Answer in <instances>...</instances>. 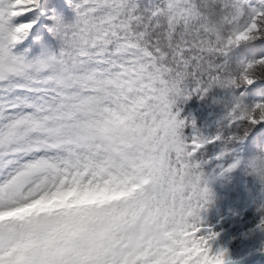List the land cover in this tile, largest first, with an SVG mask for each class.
Instances as JSON below:
<instances>
[{
  "label": "snow or ice",
  "instance_id": "1",
  "mask_svg": "<svg viewBox=\"0 0 264 264\" xmlns=\"http://www.w3.org/2000/svg\"><path fill=\"white\" fill-rule=\"evenodd\" d=\"M260 39L249 0H0V264H230L203 165H239L264 101L190 139L174 101L264 79Z\"/></svg>",
  "mask_w": 264,
  "mask_h": 264
},
{
  "label": "rangeland",
  "instance_id": "2",
  "mask_svg": "<svg viewBox=\"0 0 264 264\" xmlns=\"http://www.w3.org/2000/svg\"><path fill=\"white\" fill-rule=\"evenodd\" d=\"M42 2L47 4L49 0H42ZM158 3L159 0H140L143 8H151ZM249 3L253 7L264 5L263 0H249ZM46 11H50V9H46ZM36 54H38V50L33 49L30 52V55ZM228 60L235 65L244 60V56L231 52L228 55ZM259 84V80H257L252 85L227 90L214 86L202 97L195 94L187 100L177 102L179 105H185V108L182 107L184 109L182 114L178 117L188 122V126L183 130L184 136L190 139L196 133L214 134L216 122L228 111L225 103L230 102L233 96H241V90L246 89V92L249 93L253 87ZM246 92L243 94L244 102L251 104L247 100ZM192 123L195 128L192 127ZM259 125L261 128L255 130L253 138L246 137L239 145L237 156L240 163L236 168L221 175L215 170L216 162L214 160L203 165V171L209 178L208 186L213 193V200L207 206L206 211L201 212L202 220L207 228H211L216 234H219L214 241L210 242L212 250L214 252L225 250L226 261L230 264H264V257L261 256V251L264 249V232L257 227L260 221L257 199L262 194L260 185L255 177L249 174L250 170L247 168L248 160L264 149V122ZM217 151V148L209 146L206 158L214 156ZM243 226L248 231L245 241H241L239 235Z\"/></svg>",
  "mask_w": 264,
  "mask_h": 264
},
{
  "label": "clouds",
  "instance_id": "3",
  "mask_svg": "<svg viewBox=\"0 0 264 264\" xmlns=\"http://www.w3.org/2000/svg\"><path fill=\"white\" fill-rule=\"evenodd\" d=\"M242 66H237L232 71L233 73H238L241 70ZM260 71L264 72V68L260 69ZM222 89H229L226 85L220 84L216 85ZM183 96H177L175 98V103L184 101ZM233 103V100L231 99L230 102L225 103L226 108H230L229 104L231 105ZM243 107V105H242ZM221 120V119H220ZM216 122V127L218 126L219 121ZM247 168L250 170L249 174L253 175L258 183H260L262 186H264V149L261 150V152L252 158H250L247 162ZM208 191L205 193V197L207 200V206L212 203L213 200V193L211 192L209 186H207Z\"/></svg>",
  "mask_w": 264,
  "mask_h": 264
},
{
  "label": "trees",
  "instance_id": "4",
  "mask_svg": "<svg viewBox=\"0 0 264 264\" xmlns=\"http://www.w3.org/2000/svg\"><path fill=\"white\" fill-rule=\"evenodd\" d=\"M264 3V1H263ZM254 47L258 50H261L262 53L259 52L260 55H264V39H260L256 42V44L254 45ZM236 54H239L240 56H244V59L245 58H250L251 55H252V50L248 47H245V46H241V47H238L236 48V51H235ZM261 82V89H264V79H261L259 80ZM259 91V89H256V92ZM242 92V90H241ZM249 98V101L252 102V104L256 103V102H259V101H264V91H260V93L256 96L253 95V92L252 94L250 95ZM188 103V102H187ZM190 104V103H189ZM184 106L185 108V105H179V104H176L175 108H174V111H179V115L182 114V110H184L182 107ZM188 111L190 112V108L188 109ZM260 126L259 125H256L252 131L249 133L248 136H250L252 134V132L259 128ZM213 232H215L214 230H212ZM247 228L246 227H241L240 229V233L239 234L241 236V241H245L246 239V234H247ZM217 236H219V234H217ZM216 236V237H217Z\"/></svg>",
  "mask_w": 264,
  "mask_h": 264
}]
</instances>
